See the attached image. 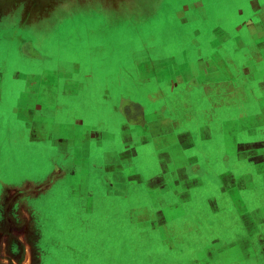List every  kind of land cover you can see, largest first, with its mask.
<instances>
[{"label":"rangeland","instance_id":"1","mask_svg":"<svg viewBox=\"0 0 264 264\" xmlns=\"http://www.w3.org/2000/svg\"><path fill=\"white\" fill-rule=\"evenodd\" d=\"M173 1L162 15L143 17L140 23L143 28L137 32L131 28V15L119 20L117 29L111 27L115 20L110 15L114 14L106 13L101 21L102 28H98L97 13L82 15L81 11H77L70 18L62 19L64 15L60 14V17L45 19L46 31L33 32L29 36L37 43L40 34L42 43L39 44L57 55L65 50L66 45H72L80 50L90 48L93 57L98 59L102 49L109 51L114 45L107 42L101 48L93 44L91 41L95 34L99 35L98 29L103 30L102 36L114 32L113 35L116 38L120 36V39L121 34L130 35L132 32L134 41L150 50L146 55L138 50L136 55L139 57L146 56L147 59L162 56L163 49H167L170 50V56L182 58L185 53H181V50H191L190 46L197 44L199 34L204 36V42L205 36L211 38L210 28L216 22L218 26L226 14L230 15L226 25L231 28H226L223 21L216 29L230 42L218 48V56L223 60L233 57L240 63H243L242 59L244 56L246 59V55L256 60L260 58L258 68L262 71L261 78L250 81L236 78L235 82L229 84L224 79L226 73H218L220 80L209 93L211 99L205 102L190 126L189 134L194 146L186 153L192 160L186 167L189 174H181L179 169L171 171L169 167L173 168L174 164L158 157L157 151L150 152L148 146L144 149L145 145L141 141L147 135V129L124 132L131 136L129 140L119 142L117 125L121 115L114 106L118 104L121 94H106L107 88L103 89L102 86L105 81L96 77L101 75L99 70L102 71V66H98L94 78L77 77V84H82L86 89L67 98L68 101L63 100L64 105L68 103L70 110L58 114L56 119L62 124L72 123L76 118L84 120L87 125L100 126L103 123L100 126V132L104 134L102 148L95 146L97 143L93 140L87 151L92 156L96 153V157L86 164L76 159L78 150L86 148L85 143L77 142L67 149L65 153L69 158L60 159L65 176L52 184L49 190L38 194L37 202L33 188L19 185L18 178L22 175L31 179L36 172L37 160L38 172L43 174L39 166H46L42 158L46 153V143H39L37 153L36 144L32 145L24 139L15 140V132L12 131L16 130L13 126L9 138L0 135V172L8 174L0 175V264H226V242H236V237L243 234L244 226L240 218L250 214V207L247 214L233 213L235 208L225 205V197H217V188L212 191L209 188L193 191L197 201L187 206L186 202L180 200L178 186L192 183L197 177L203 183L210 181L215 186L217 176L206 169L212 161H215L216 166L228 167L224 159L227 154H231V165L237 168L238 163H233L237 155L242 160V169L252 171L255 166L247 160L257 150H263L264 154V148L239 151L237 147L229 148L227 144L228 135H237V144L264 141V22L260 25L257 19L244 13L245 0H229L231 3L228 0H197L196 4L188 2L187 10L195 6L198 10L192 9L185 13L184 18L189 21L185 23L179 16L178 3ZM260 2L264 5V0H260L258 5ZM123 21L129 25L122 27ZM210 23H213V27ZM234 39L242 41V44L234 42ZM119 41L125 53L124 44H128L129 40ZM83 43L85 46H82ZM14 45L9 37L0 35V71L5 62L20 69L24 67L26 62L24 59L22 63L19 62L17 56H22V52L16 51ZM203 53L210 55L205 50ZM195 54L196 50L187 56L195 61L198 58ZM42 63L37 60L27 62L29 67L26 68L42 67ZM195 65L190 69L195 70ZM235 74L240 75L237 71ZM227 89L236 92L234 96L231 95L235 103L232 108L229 106ZM239 103L244 105L238 108ZM155 109L151 106L147 111L149 113ZM5 125V121H0V126ZM78 134L84 133L80 131ZM112 135H117V150L124 154V158L117 161L116 165L110 166L108 163L106 167L98 154L100 151H110L112 145L116 144ZM131 139L140 141L133 144L127 142ZM136 145L137 148L134 147ZM132 153L133 158L125 157ZM199 167L200 171L197 169ZM256 181L244 193L247 203L251 200L264 201L263 180ZM4 183L6 186L3 187ZM180 193L183 195V192ZM205 194H214L220 210L216 211L210 205ZM259 204L256 209L261 218H252L251 213L248 217L256 220L248 223L262 227L264 224L261 226L258 222H264V203ZM241 257L236 254L235 261L229 264H260L259 261L256 263L257 257L237 261Z\"/></svg>","mask_w":264,"mask_h":264},{"label":"crops","instance_id":"2","mask_svg":"<svg viewBox=\"0 0 264 264\" xmlns=\"http://www.w3.org/2000/svg\"><path fill=\"white\" fill-rule=\"evenodd\" d=\"M259 1L245 0L243 11L249 17L257 19V22L261 25L264 22V5L261 2L258 5ZM173 2L178 3L181 20L189 23L184 18V14L192 9L198 10V7L195 6L187 10L188 2L196 4L197 0H174ZM228 3L231 2L228 0ZM170 4L171 0H0V35L9 37L11 41H14L16 51L22 52V56L17 55L19 62L22 63L23 59L26 62L21 69L10 66L11 64L8 65L6 62L2 65L0 71V121H5L7 125L0 126V135L9 138L10 129L13 126L16 130L12 131V133L15 132L13 136L16 138L15 140L24 139L32 145L36 144L37 153L38 145L46 143L45 155L40 154L46 165L44 167L39 166L43 174L38 172L37 160L36 172L32 174L31 179L24 178L22 175L18 178L19 185H29L33 188V194L37 202L38 194L46 192L52 187V184L60 181V179L62 180L65 176L66 172L60 165V159L69 158V155L65 153L67 149H71L77 142L85 143L86 148L78 150L79 156H76V159L86 164L93 157H96V153L92 156L87 151V147L92 145V141L95 140L97 143L95 146L102 148L104 134L100 132V126L103 123L100 126L87 125L84 120L76 118L72 123L62 124L56 119L58 114L70 110L68 103L64 105L63 100L68 101L67 98L85 91L86 88L82 84H77V77L81 79L94 78V72L99 69L98 66H102V71L99 70V72H102L101 75L96 77L105 81V85L102 86L103 89L107 88L106 94L111 96L121 94V96L119 95L118 104L114 106L115 110L121 115V121H118L117 125L119 142L123 143L129 140L128 137L131 135L129 136L124 132L147 129V135L141 141L142 145H145L144 149H147L148 146V149H151L150 152L157 151L158 157L165 158V160L174 164L173 168L169 167L171 171L176 172L179 169L181 174H189L186 167L190 163L189 160H192L186 153L194 146V140L189 134L190 126L197 118L198 112L201 111L205 102L211 99L209 93L211 89L213 91L215 83H219L218 80H220L218 73L220 71L225 72L224 79H227L229 84L235 82L236 78L248 81L261 78L262 71L258 68V64L261 63L260 58L256 60L251 55H246V59L244 56L243 63H240L239 60L235 61L233 57L231 59L224 58L225 60H223L218 56V48L225 46L227 41L230 42L227 37L220 35L219 29H216L223 24V21L226 28H231V26L226 25L230 19V15L226 14L225 19H222L218 26V22L214 27L212 26L213 23H210L213 27L210 28L211 38L209 36L207 39L205 36L206 42H204L202 40L204 36L199 34V40L197 44L190 46L191 50H181V53H185L182 58L175 57V55L170 56V50L167 49H163L162 56L148 57L147 59L146 56L139 57L136 55L138 50L145 52V55L150 50L145 45L142 46V44L134 41L132 32L130 35L121 34L123 40H129L128 44H124L126 48L124 53V47L119 41H122L120 36L116 38L113 35L114 32L102 36L104 34L103 30L98 29L99 35L98 33L95 34L91 41L93 44H98L101 48L107 45V42L114 44L109 51L102 49V55L98 59L93 57L90 48L80 50L76 46L73 48L72 45H66L65 50L57 55L45 50L39 44L42 43L40 34H38L37 43L29 36L33 32L36 34L37 32L46 31L44 28L45 19L62 15H64L62 19L64 17L70 18L71 15L77 14V11H81L82 15L97 13L99 15V18L96 19L98 28H102L101 21L106 13L116 15L110 16L115 20L111 27L117 29L120 26L118 21L131 15V28L137 32L143 28V25L140 24L144 20L143 17L153 16L154 18L155 15H162L161 13ZM118 16L124 18L118 19ZM125 22H122V27L126 24L129 25ZM52 28L54 27L50 29ZM250 29L247 28V30ZM260 32H262V28ZM233 41L242 44V41L239 42L240 40L234 39ZM82 46H85L84 43ZM209 47L210 50H208ZM194 50H196L195 55L198 56L195 61L187 56L189 52ZM204 50L208 51L210 55H204ZM89 56L90 60H88ZM36 60L43 62L42 67L26 68V66L29 67L26 65L27 62ZM193 64H196L195 70L190 69ZM236 71L240 75L237 76ZM226 93L230 101L229 106L232 108L235 103L231 95L234 96L236 92L227 89ZM140 99L142 100L140 101ZM243 103H239L237 107L240 108L244 105ZM151 106L157 109L148 113L147 110ZM11 120H13V123H11ZM80 131H83L84 134H78ZM112 139L114 142L116 141V144L113 142L110 151H98V155L100 159L104 160V166L106 167H108L106 164L109 163L110 166H113L117 164V161L120 162L124 158V154L117 150L119 146L117 135H112ZM139 141L131 139L127 142L133 144V142L139 143ZM237 142V135L232 137L228 135L227 144L229 148L234 146L239 151L264 148L261 147L264 141L246 144H237ZM137 146L134 147L137 148ZM262 151L253 152L247 160L255 166L252 171L242 169V160L237 155L233 156L235 160H233V163H238V167L231 165L230 156L232 155L227 154L224 161L230 164H225L229 167H225L226 170L219 164L216 166L215 161H212L210 166L206 167L217 176L215 186L210 181L203 183L201 178L198 177L192 183L186 182L178 186L180 200L186 202L187 206L197 201L193 191L207 188L212 191L213 188H217L219 194L217 197H225V205L227 207L231 205L235 208L233 213L243 214L246 212L247 214L248 207H250V214L243 215L240 218V222L244 226L243 234L236 237V242H226V264L235 261L236 254L242 255L237 261L257 257L256 263L259 261L260 264H264V226H262L264 222H258L262 227L248 223L256 220L252 219L253 217H260L256 206L259 203V205H263L264 201L255 202L251 200L247 203L244 195L253 187L257 179L263 180L264 183V171L262 170V167H264V154H262ZM67 154H69V151ZM125 157L133 158L134 154ZM91 167L92 165L88 169ZM197 169L200 171L201 167ZM0 175L8 174L0 172ZM262 175L263 177H261ZM4 186H6L5 183ZM180 192H183V195ZM205 195V197H208L207 200L209 199L210 205L216 211L220 210L214 194ZM250 215L252 218L248 217ZM225 233L230 234V232Z\"/></svg>","mask_w":264,"mask_h":264}]
</instances>
